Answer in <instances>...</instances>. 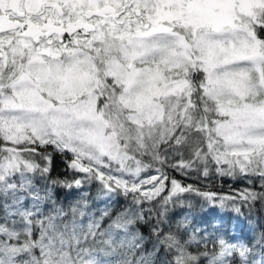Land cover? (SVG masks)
Returning a JSON list of instances; mask_svg holds the SVG:
<instances>
[{
    "label": "snow or ice",
    "instance_id": "obj_1",
    "mask_svg": "<svg viewBox=\"0 0 264 264\" xmlns=\"http://www.w3.org/2000/svg\"><path fill=\"white\" fill-rule=\"evenodd\" d=\"M41 146L84 176L51 177ZM166 169L260 190L200 192ZM92 180L131 195L103 230L109 208L54 196ZM187 192L236 212L264 200V0H0V264H133L146 239L135 264H264L244 240L173 223Z\"/></svg>",
    "mask_w": 264,
    "mask_h": 264
},
{
    "label": "trees",
    "instance_id": "obj_2",
    "mask_svg": "<svg viewBox=\"0 0 264 264\" xmlns=\"http://www.w3.org/2000/svg\"><path fill=\"white\" fill-rule=\"evenodd\" d=\"M9 146L10 143H9ZM38 152L46 151L52 154V170L51 177L57 176L63 178H72L76 175L78 178L84 176L83 173H73L68 168V162L72 160L70 153H60L54 150L52 146H41L37 149ZM38 159V158H37ZM216 166L212 165V169ZM170 177L177 179L182 185H193L199 189L200 192H212L218 195H233L235 190L243 189L245 187H254L258 191L260 190L259 184L255 183L249 185L247 180L234 179L230 176H222L215 173L214 170H210L209 176L204 177L201 171H190L187 175L179 173L172 169H166ZM155 175V172L148 173ZM36 183L40 185L42 182L37 180ZM168 183L167 181L165 182ZM148 187H151L150 185ZM170 187V185H169ZM87 193L88 207L84 209L86 213L94 215L97 219L100 218L102 211L105 208H109L111 217H105L101 221V230L107 228L111 223V220L115 218L118 211H122L124 206L131 201V195L124 196L122 193L111 194L106 196L101 193V184L99 181L92 180L89 183H85L80 189L75 187L72 189L57 187L54 189V196L57 201L58 207H63L65 211H68L69 206H77L76 202L80 200L82 194ZM168 189L166 188L161 197L167 195ZM176 199V198H174ZM158 197L156 201L151 203H145L143 207L145 209L159 208ZM179 203L170 205L169 217L173 223L181 221L185 216L189 217L193 226H200L206 228L209 233H224L229 235L230 238L244 240L248 243L249 247L253 249L254 259H260L264 254V248L259 244H254L256 237H259L264 233V200H256L251 205H239L240 211L236 212L234 206L228 202L221 206L219 202L209 203L202 196L197 195L194 192H187L179 194ZM25 204L30 205L31 201L26 200ZM45 210H50L49 204L44 205ZM3 215V209L0 208V216ZM157 212H153L151 215V221L156 220ZM149 219L146 215V220ZM87 220L85 219V223ZM138 228L140 233L147 238L149 235V227L144 221H141L138 225L134 226ZM264 243V240H262ZM211 244L209 248L211 249ZM151 244L145 240L142 249L137 250L136 255L131 257L133 264L135 260L141 255V252L147 254L151 252ZM163 253L158 254L162 256ZM156 259V264H159V258Z\"/></svg>",
    "mask_w": 264,
    "mask_h": 264
}]
</instances>
